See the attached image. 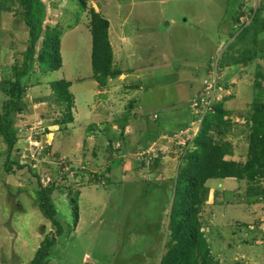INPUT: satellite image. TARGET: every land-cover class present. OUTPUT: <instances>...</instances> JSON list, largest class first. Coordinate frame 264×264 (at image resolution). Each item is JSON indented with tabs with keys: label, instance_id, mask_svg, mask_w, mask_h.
<instances>
[{
	"label": "rangeland",
	"instance_id": "rangeland-1",
	"mask_svg": "<svg viewBox=\"0 0 264 264\" xmlns=\"http://www.w3.org/2000/svg\"><path fill=\"white\" fill-rule=\"evenodd\" d=\"M43 1L44 26L63 33V67L42 79L35 73L33 85L26 81L29 112L11 115L17 134L11 160L24 168L5 171L8 151L0 138V264H32L56 230L38 203L41 187L52 185L57 186L52 198L65 234L47 264H159L169 238L172 178L183 148L201 127L202 118L195 121L191 115L205 111L195 102L200 86L218 83L210 92L212 101L231 97L224 108L231 111L232 127L215 139L232 143L234 156L227 158L241 162L247 156L250 105L264 102V32L256 36L253 62L222 69L220 63L230 43L253 22L242 15L259 11L264 18V0H237L233 6L230 0H89L88 9L110 21L114 64L124 71L105 88L93 74L88 10L76 0ZM7 9L25 31H5L0 25L2 112L3 90L11 87L14 66L22 64L29 45L18 0H0V20ZM238 16L239 22L229 24ZM210 61L218 68L212 76L206 72ZM259 76L261 88L254 87ZM62 78L73 81L76 96L75 122L67 126L57 123L62 107L53 102L48 83ZM184 120L189 125L179 128ZM147 153L160 158L155 169L141 167ZM111 161L115 168L109 171ZM96 175L109 179L98 183ZM207 185L201 218L215 260L264 264V182L258 185L259 196L248 194L246 180L214 179ZM70 190L79 192L77 223Z\"/></svg>",
	"mask_w": 264,
	"mask_h": 264
},
{
	"label": "trees",
	"instance_id": "trees-1",
	"mask_svg": "<svg viewBox=\"0 0 264 264\" xmlns=\"http://www.w3.org/2000/svg\"><path fill=\"white\" fill-rule=\"evenodd\" d=\"M230 1L231 6H233L237 0ZM18 2L22 7L21 15L29 26V45L23 52L22 64L14 66L15 73L14 80L10 83L11 87L3 90L7 98H5L2 106L4 112L0 109V138L7 146L8 155L4 169L8 174L15 172V166L17 169L24 168V165L11 160L12 151L17 143L15 121L11 115L14 112L19 114L29 112L30 106L25 100L28 87L26 81L32 82L35 73H38L42 79L45 73L54 72L63 67L61 52L63 33L58 28H46L44 26L47 15L44 1L18 0ZM76 2L81 10H88L90 14L89 28L92 35L93 74L99 87L105 88L108 86L109 79H116L124 74L121 66L115 67L114 64V51L109 34L110 21L93 8L88 9L89 0H76ZM257 13L260 14L257 11L256 14L242 15H249L253 22L246 26L247 28L244 27V32L241 33L236 42L230 43L226 54L222 56V67L223 65L230 67L240 64L247 66L256 58V47L259 44L256 36L264 32V18H260L261 14L257 15ZM239 21L240 17L238 16L232 19L229 24H235ZM225 22L228 20L224 19ZM249 35L251 36L250 40L248 39ZM232 37L234 34L227 36L224 44L226 42L225 45H227ZM237 43L243 44L241 49L236 48ZM144 56L147 55L144 54ZM260 77L255 81L254 87H263ZM38 80L39 78L36 77V81H34L37 85ZM48 83L52 91L53 102L62 107V114L57 123L65 126L74 123L76 96L71 90L73 81L62 78ZM215 85L210 88L207 85L200 86L195 98L198 108H205V111L191 115L195 121L202 118L201 127L199 133L189 140L187 146L183 148L184 153L180 165L172 178L171 194L173 199L169 209V238L165 243L159 264H221L213 256L201 218L203 204L209 194L207 183L210 180H246L249 183L248 194L259 196L263 193L258 190V185L262 181L264 182V102L255 101L250 105L249 117L246 120L249 126V143L245 160L240 162L227 158L234 156L232 143L229 141L218 142L215 137L222 138L224 133L232 127L228 117L231 111L224 108L226 101L230 100L231 97L226 96L219 102L212 101L210 92L219 87L217 82ZM225 87H231V85L227 84ZM133 88H137V85ZM202 101L204 102L203 105ZM188 125V121L179 122V128H186ZM89 128L92 130L94 126L90 125ZM214 131H216V136L213 135ZM109 141L112 144V141ZM173 144L174 147L181 148L179 144L174 142ZM146 156L150 160L145 157L141 161V167L155 169L159 165L160 158L155 157L154 153H147ZM112 161L108 166L109 171L115 168ZM100 179L108 181L109 178L104 175L94 177L95 182L100 183ZM56 187L55 185L42 186L38 192L39 209L44 217L56 227V230L51 236L46 237L44 243L37 250L32 264H47L46 260L51 256L52 248L56 245L58 238L65 234L64 225L58 219L59 210L52 198ZM69 195L72 203V214L77 223L79 192L74 194L70 190ZM258 201L261 202L258 199L254 203H258Z\"/></svg>",
	"mask_w": 264,
	"mask_h": 264
},
{
	"label": "crops",
	"instance_id": "crops-1",
	"mask_svg": "<svg viewBox=\"0 0 264 264\" xmlns=\"http://www.w3.org/2000/svg\"><path fill=\"white\" fill-rule=\"evenodd\" d=\"M3 14L4 16L0 20V25L3 26V30L5 29V31H7L13 29L14 31L19 30V32H22V30H24L23 24H20L19 26L15 25L17 17H15V15L13 14V11L7 9V11L3 12ZM22 33L24 34V32Z\"/></svg>",
	"mask_w": 264,
	"mask_h": 264
},
{
	"label": "clouds",
	"instance_id": "clouds-1",
	"mask_svg": "<svg viewBox=\"0 0 264 264\" xmlns=\"http://www.w3.org/2000/svg\"><path fill=\"white\" fill-rule=\"evenodd\" d=\"M21 18H23L22 16H21ZM29 38V37H28ZM61 52H62V49H61ZM91 54H92V52H91ZM221 59H222V57H221ZM221 61V60H220ZM91 64H92V60H91ZM216 68V66L213 64V62L212 61H210V63H209V65H207V68L208 69H206V72L208 71L209 72V76H212V74L213 73H215L216 71H218V68L215 70V68ZM220 69H222V63H220ZM216 82H214V84H215Z\"/></svg>",
	"mask_w": 264,
	"mask_h": 264
}]
</instances>
